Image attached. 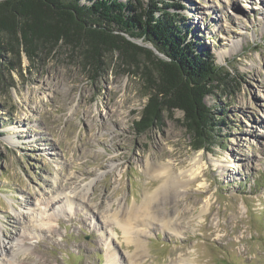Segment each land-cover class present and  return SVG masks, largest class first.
Returning a JSON list of instances; mask_svg holds the SVG:
<instances>
[{
	"label": "rangeland",
	"instance_id": "1",
	"mask_svg": "<svg viewBox=\"0 0 264 264\" xmlns=\"http://www.w3.org/2000/svg\"><path fill=\"white\" fill-rule=\"evenodd\" d=\"M174 2L187 39L231 73L204 98L214 140L199 149L179 109L135 126L160 84L145 53L102 47L97 61L59 42L0 59V264H103L113 250L127 264L139 249L117 219L161 184L149 164L174 165L180 195L162 204L172 226L131 221L141 264H264V2Z\"/></svg>",
	"mask_w": 264,
	"mask_h": 264
},
{
	"label": "trees",
	"instance_id": "2",
	"mask_svg": "<svg viewBox=\"0 0 264 264\" xmlns=\"http://www.w3.org/2000/svg\"><path fill=\"white\" fill-rule=\"evenodd\" d=\"M179 6L174 0H0V59L10 52L32 60L39 45L59 42H83L86 54L97 61L102 47L131 60L145 53L160 84L152 86L156 90L135 126L143 132L159 122L164 105L179 109L194 133L192 147L199 149L214 140L215 117L204 98L215 81L231 73L187 39L188 30L169 9ZM126 36L150 43L164 57Z\"/></svg>",
	"mask_w": 264,
	"mask_h": 264
},
{
	"label": "bare ground",
	"instance_id": "3",
	"mask_svg": "<svg viewBox=\"0 0 264 264\" xmlns=\"http://www.w3.org/2000/svg\"><path fill=\"white\" fill-rule=\"evenodd\" d=\"M264 2V0H263ZM227 53L225 52H220V56L224 58V56ZM200 161H201V156L200 154L197 155V157L194 158L193 160V167L189 170V175L191 179H195L200 175ZM203 164V163H202ZM154 176H157L161 180V184L158 185V187L153 190L149 195L145 196L143 198L142 203L139 206H133L132 208H129L128 214L125 215L124 213V207H119L122 208L121 213L124 214L120 219H117V215H119L120 210H116L114 213L116 215H111L112 218L117 219V221H122V228L126 233H132L134 232L133 240L136 246V249H139L137 252V256L131 259V261L127 262V264H141L142 262V255H143V249H140V240L137 237V235H140V230L136 228V224H133L130 226L131 221L135 220H141L140 222L142 223V220H146V226L153 224L152 222H160L163 226L170 227L172 226V222L174 218L169 214V212H163L162 211V204L165 201H175L178 198L179 194V189L177 188L176 180L177 176L174 174V165H169V164H149L147 168ZM91 181L85 183L84 188L88 189L90 186ZM80 198H85V192H73ZM64 194L63 197L61 198H66L69 199V195L64 192L61 193ZM85 200V199H84ZM69 201V200H68ZM204 211V208L202 209V212ZM114 220V219H113ZM120 223V222H119ZM46 222L42 221L41 225H45ZM132 224V223H131ZM176 225V223H175ZM48 227V226H47ZM46 227V228H47ZM143 233V232H142ZM11 247V245L9 246ZM13 247V246H12ZM142 247V246H141ZM6 247L3 246V250ZM21 252V249H18ZM25 252H23L24 254ZM116 250L110 251V255L106 256V260L103 264H116L115 259H116ZM7 255V252L0 254V259L2 257L5 258ZM12 259V257H10ZM118 264V263H117Z\"/></svg>",
	"mask_w": 264,
	"mask_h": 264
},
{
	"label": "water",
	"instance_id": "4",
	"mask_svg": "<svg viewBox=\"0 0 264 264\" xmlns=\"http://www.w3.org/2000/svg\"><path fill=\"white\" fill-rule=\"evenodd\" d=\"M128 39H130L131 41L135 42V43H138L140 42L141 39H134V38H131L129 36H126ZM150 49H152V51L157 54V56L161 57L163 56V54L161 52H159L154 46H149Z\"/></svg>",
	"mask_w": 264,
	"mask_h": 264
}]
</instances>
